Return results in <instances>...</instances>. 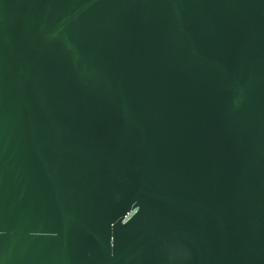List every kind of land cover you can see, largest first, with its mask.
<instances>
[{
	"label": "water",
	"instance_id": "1",
	"mask_svg": "<svg viewBox=\"0 0 264 264\" xmlns=\"http://www.w3.org/2000/svg\"><path fill=\"white\" fill-rule=\"evenodd\" d=\"M0 264H264V0H0Z\"/></svg>",
	"mask_w": 264,
	"mask_h": 264
}]
</instances>
